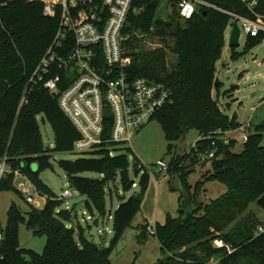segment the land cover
<instances>
[{"label": "trees", "instance_id": "trees-1", "mask_svg": "<svg viewBox=\"0 0 264 264\" xmlns=\"http://www.w3.org/2000/svg\"><path fill=\"white\" fill-rule=\"evenodd\" d=\"M205 1L254 18L239 0ZM161 2L144 0L129 17L125 48L131 58L130 73L161 84L171 93L172 103L151 120L158 121L168 142L178 141L191 129L198 131L200 139L188 153L175 154L168 163L167 175L177 174L184 191L179 197L178 215H168L163 224L155 226L161 254L155 264H264V233L255 235L263 219L250 208L256 204L264 216L263 128L256 126L242 152H233L236 141L225 138L224 133L241 124L235 114L226 115L212 96L222 85L219 82L215 86L216 64L222 56L230 18L214 10L200 9L188 20L176 15L163 19L158 15ZM255 13L264 18V0ZM57 28V19L43 14L40 1L0 0V162L10 166L6 176L0 177V191L15 189L14 172L18 171L33 184L39 196L45 197L43 207L31 206L26 218L15 204L10 206L6 227H0V264H111V253L139 211L149 181L147 168L137 162L135 175L143 172L140 193L121 200L114 213L109 212L112 238L110 245L104 247L90 240L86 229L74 226V208H63L64 200H59L41 180L42 172L53 169L52 154L74 152V143L80 137L60 110L57 97L45 90L42 83L32 80ZM261 42V37H247L244 52ZM230 49V58L237 60L241 54L235 52L236 47ZM172 55L177 61L169 64ZM57 74L61 91L70 82L67 73L53 67L44 78ZM39 117L52 128L53 148L43 144ZM113 150V156L107 149H99L77 152L86 156L58 162L70 188L84 197L83 207L91 218L107 215L110 184L118 182L117 192L123 193L135 185L129 174L131 149L115 146ZM172 150L169 145L168 152ZM210 152L213 157L201 162ZM185 161L193 166L209 161L211 171L205 181H217L227 191L204 204V182L199 181L193 193L190 191L186 181L190 171L185 170ZM84 173L98 177H84ZM23 223L33 236L46 238L41 254L20 246L19 227ZM216 240L222 241L224 247H216Z\"/></svg>", "mask_w": 264, "mask_h": 264}, {"label": "built area", "instance_id": "built-area-1", "mask_svg": "<svg viewBox=\"0 0 264 264\" xmlns=\"http://www.w3.org/2000/svg\"><path fill=\"white\" fill-rule=\"evenodd\" d=\"M43 3V14L58 21L52 44L37 66L35 83L58 99L63 114L79 134L74 152L107 149L113 156V147L127 146L156 113L172 103L171 93L163 85L130 73L131 58L125 48L129 35L126 33L129 17L137 12L144 0H30ZM254 18L243 17L235 12L219 8L205 0H162L160 8L167 9V16L176 15L181 20L191 19L200 9H210L227 15L230 21L225 33L237 23L239 38L261 37L264 43V18L255 10L261 0H239ZM225 39V35H224ZM67 73L70 82L63 90L58 89V74L45 80L52 68ZM106 107L110 115H105ZM250 121L238 128L243 132L242 142L248 140ZM228 139L225 140V143ZM213 152L206 158H212ZM162 174H168V164L158 161ZM148 170V169H147ZM9 170L6 162H0V177ZM14 176H22L18 171ZM28 203L37 194L33 184L19 191ZM80 194L75 189L66 190L59 200L74 198ZM154 234V230L151 231ZM264 233V219L256 227L255 235ZM2 236L0 235V240ZM216 247H224L220 240Z\"/></svg>", "mask_w": 264, "mask_h": 264}, {"label": "rangeland", "instance_id": "rangeland-1", "mask_svg": "<svg viewBox=\"0 0 264 264\" xmlns=\"http://www.w3.org/2000/svg\"><path fill=\"white\" fill-rule=\"evenodd\" d=\"M158 15L165 19L167 9L160 8ZM230 30L225 33V46L222 51L221 59L217 63L219 72L218 81L222 83L221 88L216 93L212 92L213 99H217L221 110L232 117L234 114L238 122L246 124L250 121V129L246 134L255 132L256 126H260L264 121V43L261 42L257 47L249 52H244L246 36L242 32L239 38V45L235 52L241 54L237 60H232V51L228 45ZM150 46V44H147ZM169 64L176 62V57L169 56ZM234 87H236L234 89ZM218 95V96H217ZM39 128L45 147H54V135L48 123H42L38 118ZM262 145L264 146V127H262ZM228 136L234 139L236 144L233 152L240 153L243 150V132L229 130ZM200 139L197 130H189L181 139L175 142H168L158 121L153 120L147 123L137 134H134L127 143L131 149L129 153L131 180L135 182L134 187L126 193L119 190L118 182L109 185L110 196L106 198L107 215L104 218H91L83 207L84 197L77 196L64 200L63 208H74L72 223L76 227L80 225L86 229L87 236L96 244L104 247L110 245L112 238V218L109 212L114 213L117 205L123 199H128L133 195H139V181L143 174L140 172L135 175V164L141 162L147 169L149 181L142 195L140 209L134 216L131 226L123 233L115 245L111 256V264H155L161 257L160 245L157 237L151 233L155 230L156 224H163L168 215L176 217L178 215L179 197L184 191L180 177L175 174L171 177L162 174L157 166L158 161L169 163L173 155L182 156L189 152L190 148ZM172 145L173 150L168 152V146ZM85 154L77 152L53 153L51 163L53 169L41 173V180L60 197L66 190H72L68 184L66 174L59 167L60 160L73 161L85 157ZM10 171L9 164H6ZM184 167L190 173L186 177L190 191L193 193L196 183L203 181L201 201L209 204L222 196L226 187L217 181H205L206 174L211 171L209 161L193 166L185 161ZM36 171V166H33ZM84 177L97 178L95 173H84ZM29 185V180L25 176L14 178V190L0 191V227L4 229L7 223V213L12 204H15L22 212L24 217L30 211L31 206L41 209L45 202V197L36 195L34 202L28 203L25 197H21L17 191ZM251 210L262 220L263 215L256 204L250 206ZM97 220V224H95ZM19 244L22 248L32 250L38 254L43 252L46 245L45 237L33 236L31 230L23 223L19 227Z\"/></svg>", "mask_w": 264, "mask_h": 264}, {"label": "water", "instance_id": "water-1", "mask_svg": "<svg viewBox=\"0 0 264 264\" xmlns=\"http://www.w3.org/2000/svg\"><path fill=\"white\" fill-rule=\"evenodd\" d=\"M229 47H237L239 45V29L237 26V23L232 24V29L229 34V40H228ZM219 83L218 80L215 81V86ZM105 115L109 116L110 112L109 109L106 107L105 109ZM260 127H264V121L261 123Z\"/></svg>", "mask_w": 264, "mask_h": 264}, {"label": "crops", "instance_id": "crops-1", "mask_svg": "<svg viewBox=\"0 0 264 264\" xmlns=\"http://www.w3.org/2000/svg\"><path fill=\"white\" fill-rule=\"evenodd\" d=\"M218 63V62H217ZM216 77H217V80L219 79V72H218V69H217V64H216ZM214 92V91H213ZM238 121V120H237ZM240 123V122H239ZM241 124V123H240ZM251 124V123H250ZM228 134H229V132H226V133H224V135H225V138H230V137H226V136H228ZM232 139H237V138H232ZM262 219H264V216H263V218Z\"/></svg>", "mask_w": 264, "mask_h": 264}]
</instances>
